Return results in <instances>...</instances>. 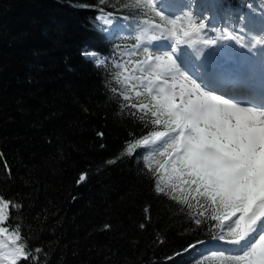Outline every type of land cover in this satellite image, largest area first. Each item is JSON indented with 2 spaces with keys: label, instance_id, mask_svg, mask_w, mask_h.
I'll return each instance as SVG.
<instances>
[{
  "label": "trees",
  "instance_id": "obj_1",
  "mask_svg": "<svg viewBox=\"0 0 264 264\" xmlns=\"http://www.w3.org/2000/svg\"><path fill=\"white\" fill-rule=\"evenodd\" d=\"M218 1L231 30L243 28L244 14L264 17L261 0ZM102 8L127 20L129 33L110 39L96 17ZM144 19L134 0H0V194L20 206L0 224L10 229L0 239L18 230L42 250L37 264H219L200 256L209 255L212 222L196 225L156 193L146 164L159 155L123 151L133 137L163 130L122 111L110 91L127 93L110 73L139 74L129 53ZM85 49L109 63L98 68ZM197 241L206 243L185 251Z\"/></svg>",
  "mask_w": 264,
  "mask_h": 264
},
{
  "label": "snow or ice",
  "instance_id": "obj_2",
  "mask_svg": "<svg viewBox=\"0 0 264 264\" xmlns=\"http://www.w3.org/2000/svg\"><path fill=\"white\" fill-rule=\"evenodd\" d=\"M134 7L145 17L132 45L138 51L129 53L137 57L129 62L131 72L139 74L124 75L129 73L124 67L121 73L110 75L135 96L117 87L110 91L124 102L122 111L138 110L142 114L140 120L147 115L151 125L163 130L133 137L126 142L124 154L132 156L137 150L153 146L143 158L147 161L149 156L160 157L154 164H146L156 193L186 210L196 225L212 222L211 241L219 247L210 249L208 256L201 253L202 260L264 264V96L257 102L250 81L244 77L238 79L229 66H214L209 62L218 54V47L239 45L254 54L253 49L260 45L257 51L264 54V17L260 18L259 29H249V32L258 31L259 35L242 43L244 37L239 34L242 29L230 32L224 28L220 40L209 35L210 21L206 23V16L185 11L190 9L189 4L169 11L164 0H134ZM97 19L106 26L116 22L113 12ZM249 23L254 25L255 18ZM210 31L221 32L216 28ZM181 45L194 48L195 53L182 49ZM199 46L210 51L205 53ZM82 54L98 68L109 63L108 58L95 51ZM200 56L204 59H197ZM113 67H120L114 56ZM128 114L135 116L136 111ZM7 171L10 175V169ZM86 177V173L81 174L78 183ZM18 207L0 194V224ZM9 232V227H0V236ZM204 243L197 241L185 251ZM41 251L30 249L24 236L13 229L6 239H0V264H19L21 260L37 264L34 253ZM196 264H201V260Z\"/></svg>",
  "mask_w": 264,
  "mask_h": 264
},
{
  "label": "rangeland",
  "instance_id": "obj_3",
  "mask_svg": "<svg viewBox=\"0 0 264 264\" xmlns=\"http://www.w3.org/2000/svg\"><path fill=\"white\" fill-rule=\"evenodd\" d=\"M198 1V4L199 5H201L202 7H203V2H201V0H197ZM206 7L210 10V11H213L214 9H215V7H216V5H215V3L214 2H211V4H210V6L209 5H206ZM101 15H104V14H100V16ZM106 26V25H105ZM106 28H107V31L109 32H112L114 29H117V31L118 30H121V29H125V26L122 24V23H120V22H118V21H116L115 22V24L114 25H112V26H106ZM222 30H221V32L219 33V35H218V38H216L217 40H220L221 38H222ZM227 43V42H226ZM182 49H184L185 48V50L186 51H188V52H192L193 54L195 53V49L194 48H188V47H186V46H184V45H181L180 46ZM204 50L205 51H210V49H208L206 46H204ZM217 55L215 54V55H213V57L211 58V60L209 61L210 63H212L214 66L215 65H217L216 64V60H217V56L219 55V54H221V60L222 59H224V58H227V60H228V62L229 61H233L234 59H235V57H236V55L238 54L239 55V57H240V59H242V62H243V64H245L246 66H247V64H248V62H250V63H252L253 62V60H254V55H252V56H248L247 55V51L245 50V49H243V48H241L239 45H236V46H234V47H232V48H217ZM258 58V57H257ZM197 59H199V60H203L204 59V57L203 56H200V57H197ZM264 61V56L261 58V60H260V62H263ZM230 65V64H229ZM222 66H223V64H222ZM201 71H202V69H201ZM150 148H152L153 146H149Z\"/></svg>",
  "mask_w": 264,
  "mask_h": 264
},
{
  "label": "bare ground",
  "instance_id": "obj_4",
  "mask_svg": "<svg viewBox=\"0 0 264 264\" xmlns=\"http://www.w3.org/2000/svg\"><path fill=\"white\" fill-rule=\"evenodd\" d=\"M224 62V61H223ZM238 64H239V67L236 65V62H235V64H232V65H226V66H229V67H231L232 69V72H234V71H236V72H238L239 70H241V66H240V64H241V62H239L238 61Z\"/></svg>",
  "mask_w": 264,
  "mask_h": 264
}]
</instances>
